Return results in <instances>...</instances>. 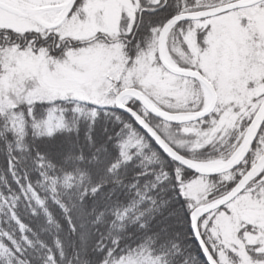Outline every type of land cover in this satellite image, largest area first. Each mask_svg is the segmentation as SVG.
I'll list each match as a JSON object with an SVG mask.
<instances>
[{
	"label": "trees",
	"instance_id": "trees-1",
	"mask_svg": "<svg viewBox=\"0 0 264 264\" xmlns=\"http://www.w3.org/2000/svg\"><path fill=\"white\" fill-rule=\"evenodd\" d=\"M200 1L209 0H168L161 12L144 15L134 36L116 43L128 66L135 65L136 56L149 48L160 23L179 10L198 9L203 5H198ZM189 32L203 41L206 30L192 22L179 25L171 37L177 48H186ZM256 35L252 41L259 43ZM58 40V36L55 42L48 37L44 44L35 31L0 29V75L4 52L23 50L27 45L34 51L36 43H42L49 58L61 60L68 46L59 45ZM74 44L73 49L89 47ZM119 74L116 84L126 82V76ZM169 76L177 82L174 90L180 83L199 88L194 81ZM142 93L163 111L181 113L165 109L150 93ZM240 107L231 106L232 116H237L233 125L214 134L218 108L199 122L173 126L152 119L137 104L131 106L176 152L196 162L228 160L236 152L255 114ZM195 131L198 135L211 132L215 137L203 145ZM263 152L264 124L236 170L204 178L209 182L207 202L230 192ZM196 177L164 156L113 107L67 97L2 107L0 264H206L189 222L193 203L186 186ZM242 197L264 198V167ZM226 207L198 224L201 238L218 264H234V255L214 231V219ZM259 230L243 225L238 236L243 240ZM245 249L252 255L248 246Z\"/></svg>",
	"mask_w": 264,
	"mask_h": 264
},
{
	"label": "rangeland",
	"instance_id": "rangeland-1",
	"mask_svg": "<svg viewBox=\"0 0 264 264\" xmlns=\"http://www.w3.org/2000/svg\"><path fill=\"white\" fill-rule=\"evenodd\" d=\"M68 1L0 0L25 15L21 17L0 9V29L20 33L35 31L41 39L54 34L59 37L58 43L60 39L74 42L93 41L85 50L80 48L81 51L76 53L70 51L68 56L65 55L58 61H53L43 52H35L30 47L5 51L3 73L0 75V108L62 97L74 98L107 108L114 107L115 94L122 90L116 87L120 77L119 72L126 76L128 83L122 88L135 85L134 89L140 91L142 95H144L142 91L150 93L155 100L162 102L165 109L181 112L163 111L157 103L155 104L146 96L154 108L163 113L188 116L207 108L208 95L201 87L191 89L180 83L178 89L174 90L176 80L170 78L156 62V37L149 44V48L142 50L139 56H136L133 60L135 65L130 67L127 64L128 60L121 56V47L112 44L107 46L94 41L98 34L117 36L119 32H122L121 27L125 25H129L130 31L136 18L135 9L139 6L137 1L88 0L84 9V19L66 21L69 11L64 12L63 8ZM149 1L153 5L160 2V0ZM209 1H200L198 5L215 8L233 0ZM203 26L201 23L199 28ZM255 35L259 37V43L252 41ZM185 40L186 52L177 48L171 37L166 39L164 46L170 57L174 55L183 67L196 69L213 84L218 97L214 109L215 111L218 108L217 121L213 127L214 134L221 128L229 129L233 125L237 116L236 114L232 116L231 106L238 105L242 110L252 109L256 112L264 99V5L214 18L206 26L203 41L197 39L194 34L186 36ZM202 45L206 47L204 53L201 51ZM133 104L134 101L130 100L126 105L131 108ZM48 123L51 126V120ZM196 132L198 133V131L193 132L194 135ZM184 134L189 136L190 132L188 134L184 132ZM214 134L206 132L196 135L204 145L210 141V138L215 137ZM241 145L228 160L196 162L186 159L197 165L220 163L222 166L239 153ZM263 154L264 152L260 157ZM262 170L263 168L252 181L261 174ZM196 176L186 186L187 196L191 202H194L193 208L201 207V204L204 206L211 204L229 193L207 202L209 182L204 179L206 177ZM239 196L228 204L224 212L215 217V234L219 237L222 246L234 255V264H264V260L259 261L264 258V207L261 209L258 207V205L264 206V198L250 199L239 198ZM241 225L255 226L260 230L254 235H246L241 240L238 236ZM247 246L252 255L246 251Z\"/></svg>",
	"mask_w": 264,
	"mask_h": 264
},
{
	"label": "water",
	"instance_id": "water-1",
	"mask_svg": "<svg viewBox=\"0 0 264 264\" xmlns=\"http://www.w3.org/2000/svg\"><path fill=\"white\" fill-rule=\"evenodd\" d=\"M264 0H253V1H244L243 3L235 2L225 6H221L215 9L207 10L204 12H197L196 14H181L171 18L166 24L162 27L158 40H157V55L160 61V64L164 67L166 71H168L171 75L179 76L183 78H188L196 81L199 85H201L205 92L208 95V106L203 111L188 115V116H174L163 113L155 108L150 107L143 100V95L137 89H128L122 92L115 94L114 100V109L120 113L128 116L133 123L158 147V149L166 155L170 160L176 163L178 166L190 171L194 175L203 176V177H214L229 173L230 171L235 170L239 167L244 159L247 157L250 149L254 145L257 136L263 126L264 123V99L262 104L259 107L258 112L254 116L253 120L249 128L247 129L246 135L244 137L243 143L239 150V153L235 155L233 159L228 161L226 164L216 167L206 169L197 165L194 162H191L173 150L164 139L141 117L139 116L133 109L128 107L126 104H123V100L127 97L132 98L138 105H140L148 114L154 117L157 120H160L166 124L170 125H185L194 122L201 121L206 119L215 109L217 105V95L215 89L211 85V83L206 80L200 73L196 71H182L175 68L169 67L162 59V48L166 43V37L169 31L173 26L178 23L186 22V21H197L203 20L209 17H215L236 9L249 8L254 6L255 4L261 3ZM71 2H69L70 4ZM67 7V6H66ZM0 9L9 12L11 14L21 16L24 15L17 11L16 9L0 2ZM264 166V154L258 159V161L251 167V169L244 175V177L234 186V188L223 198L205 205L196 208L190 214V230L193 236V239L197 246L200 249L201 255L207 264H216L213 259L211 253L209 252L207 246L203 243L202 238L198 231V223L205 216L225 207L231 201H233L236 197H238L248 185L250 181H252L261 171Z\"/></svg>",
	"mask_w": 264,
	"mask_h": 264
},
{
	"label": "bare ground",
	"instance_id": "bare-ground-1",
	"mask_svg": "<svg viewBox=\"0 0 264 264\" xmlns=\"http://www.w3.org/2000/svg\"><path fill=\"white\" fill-rule=\"evenodd\" d=\"M132 2H138V8H136L135 9V13H136V18H135V22L133 23V25H132V28L130 29V31H129V25L128 26H124L123 28L121 27V31L122 32H119V34H117V36H110V35H103V34H98L95 38H94V41H98V43H101L100 41H102L103 42V44L104 45H116L117 46V41H120V40H124L125 39V41L127 42L130 38H132L133 36H134V34H135V31H136V28L138 27V26H140L143 22H142V20H143V16L144 15H146L147 16V14H152V13H157V12H161L164 8H165V6H166V3H168V0H160V2L157 4V5H153L152 4V2L151 1H149V0H131ZM244 1H247V0H244ZM243 0H233V1H230V2H226V1H224V2H226V3H223V4H220V5H218L217 7H215V8H218V7H221V6H225V5H228V4H231V3H235V2H239V3H243L244 2ZM249 1H253V0H249ZM69 2H71L70 4H69ZM87 2H88V0H69L65 5H64V8H63V10H64V12L65 11H69V14H68V17L66 18V21H70L71 19H76L75 21H77L78 19H84V17H85V7H86V5H87ZM264 4V1H262L261 3H258V4H255L254 6H252V7H249V8H242V9H236V10H233V11H230V12H227V13H224V14H221V15H218V16H215V17H209V18H206V19H203V20H197V21H186V22H181V23H178V24H176L175 26H173L172 28H171V30L169 31V33L167 34V37H166V39H168V38H170V37H173V35H172V32H173V30L176 28V27H178L179 25H181V24H184V23H190V22H192V23H196V26H197V28L199 29V27L201 26V23H202V25H204L203 27H201L202 29H205L206 30V26H208V23L212 20V19H214V18H217V17H221V16H224V15H226V14H229V13H236V12H241V11H245V10H247V9H251V8H257V7H261V6H259V5H261V4ZM67 6V7H66ZM215 8H208L207 6H202V8H199V9H197V7L196 8H194V7H191V8H188V9H186V10H179L176 14H174V16H172V17H170V18H168L167 20H165V21H163L162 22V24L160 23L158 26H159V28H158V32H156V35H155V37H156V40H158V36H159V33H160V31H161V29H162V27L166 24V22H168L171 18H173V17H175V16H178V15H183V14H189V15H192V14H196L197 12H204V11H207V10H211V9H215ZM70 19V20H69ZM29 32H31V31H29ZM196 35L194 32H189L188 34H187V36L188 35ZM54 35V34H53ZM58 35H55V38L57 37ZM51 39V35H49V40ZM44 40L45 39H43V43H44ZM74 43H77V44H80V45H83V44H92L93 43V41L91 40V41H86V42H74V41H68L67 39H60V41H59V45L60 44H65V45H67L68 46V48H67V50H66V56H68V54H70V51L72 52V53H76V52H78V51H81L80 50V48H78V49H73V45H75ZM44 44H48V43H44ZM97 45H99V46H101L100 44H97ZM27 47H30V46H26V48ZM118 47H120V46H118ZM202 48H201V51H202V53H204V52H206V47H205V45L203 46H201ZM31 48V47H30ZM32 49V48H31ZM184 52H186V50H187V45H186V48L185 49H182ZM34 51L35 52H39V51H41V52H43L44 54H46L47 55V53H46V50H45V48L43 47V45H42V43H36V47L34 48ZM55 51H58V46L56 47V49H55ZM157 52V51H156ZM157 54V53H156ZM65 56V55H64ZM171 57H172V59H171ZM171 57L169 56V54H168V52L166 51V48H165V46H163V48H162V59H163V61L169 66V67H171V68H175V69H178V70H182V71H196V72H198V73H200L201 75H202V73L201 72H199V71H197L196 69H193V68H189V67H183L181 64V62L179 61V59L178 58H176L174 55H171ZM185 57H187L186 55H185ZM47 58H49L48 56H47ZM156 62H158V64L160 65V67L161 68H163V70H164V72L165 73H167V74H169V75H171L168 71H166L165 69H164V67L160 64V61H159V58H158V55H156ZM3 62L5 63V59L3 60ZM177 65H176V64ZM172 76V75H171ZM204 78H205V76L204 75H202ZM176 77H178V78H182V79H186V80H191V79H188V78H183V77H179V76H176ZM191 81H194V80H191ZM194 82H196V81H194ZM197 83V82H196ZM117 85H118V87L119 88H121L122 90H120L119 92H122V91H124V90H128V89H134L133 87L131 88V86H130V88H122L123 86H126V85H128V83L127 82H125L124 80L122 81H120V82H118L117 84H116V87H117ZM212 86H213V84H211ZM122 86V87H121ZM199 87H201L202 88V90H204L205 91V89L201 86V85H199ZM213 88H214V86H213ZM118 89V88H117ZM215 89V88H214ZM118 92V93H119ZM216 92V91H215ZM117 94V93H116ZM216 95H217V93H216ZM208 98V97H207ZM218 98V97H217ZM134 101L132 98H130V97H127V98H125L124 100H123V104H127L129 101ZM143 100L145 101V103H147V105H149L150 107H152V108H154V105L151 103V101L146 97V96H144L143 95ZM218 100V99H217ZM208 101H209V99H208ZM134 104H137L135 101H134ZM138 105V104H137ZM99 106V105H98ZM138 106H140V105H138ZM141 107V106H140ZM142 108V107H141ZM132 109V108H131ZM143 109V108H142ZM144 110V109H143ZM258 110H259V108L256 110V112H255V114H254V116L256 115V113L258 112ZM135 111V110H134ZM139 116H141L137 111H135ZM144 112L149 116V117H151L152 119H154V120H156V121H159V122H162V121H160V120H157V119H155L154 117H152L150 114H148L145 110H144ZM123 114V113H122ZM125 115V114H124ZM254 116H253V118H254ZM128 117V116H127ZM142 117V116H141ZM129 118V117H128ZM143 118V117H142ZM130 119V118H129ZM144 119V118H143ZM131 120V119H130ZM145 121H146V119H144ZM132 121V120H131ZM133 122V121H132ZM147 122V121H146ZM148 123V122H147ZM162 123H164V122H162ZM134 124V123H133ZM149 124V123H148ZM251 124V123H250ZM135 125V124H134ZM150 125V124H149ZM170 125V124H169ZM186 125V124H185ZM136 126V125H135ZM151 126V125H150ZM174 126V125H173ZM178 126H180V125H178ZM152 127V126H151ZM136 128L139 130V131H141L137 126H136ZM153 128V127H152ZM154 129V128H153ZM155 130V129H154ZM156 131V130H155ZM142 132V131H141ZM157 132V131H156ZM143 133V132H142ZM158 133V132H157ZM144 134V133H143ZM159 134V133H158ZM145 135V134H144ZM146 136V135H145ZM147 137V136H146ZM148 138V137H147ZM149 139V138H148ZM150 140V139H149ZM151 141V140H150ZM152 142V141H151ZM153 143V142H152ZM156 146V145H155ZM157 147V146H156ZM157 149H158V147H157ZM159 150V149H158ZM160 151V150H159ZM161 152V151H160ZM162 153V152H161ZM163 154V153H162ZM164 156H166L165 154H163ZM168 158V157H167ZM172 161V160H171ZM173 162V161H172ZM174 163V162H173ZM176 164V163H175ZM177 165V164H176ZM200 165V164H199ZM201 167H203V168H206V169H210V168H216V167H219V166H221V164L220 163H211V164H201L200 165ZM178 167H180V166H178ZM180 168H182V167H180ZM182 169H184V168H182ZM185 171H187L186 169H184ZM187 172H189V173H191L190 171H187ZM191 174H193V173H191ZM194 175V174H193ZM244 192V191H243ZM242 192V193H243ZM241 193V194H242ZM186 195H187V193H186ZM192 203H194V202H192ZM191 203V204H192ZM200 206H204V205H200ZM226 207V206H225ZM196 208H198V207H194L193 209H192V211L193 210H195ZM191 211V212H192ZM191 212H190V214H191ZM190 214H189V217H190ZM189 222H190V220H189ZM242 226L243 225H241V227L240 228H242ZM246 226H249V225H246ZM194 240V239H193ZM202 241H203V239H202ZM194 243H195V241H194ZM203 243H204V241H203ZM205 244V243H204ZM195 245L197 246V244L195 243ZM206 245V244H205ZM197 248H198V250H199V252H200V249H199V247L197 246ZM209 250V249H208ZM210 252V251H209ZM201 253V252H200ZM212 255V254H211ZM213 257V256H212ZM203 258V257H202ZM213 259H214V257H213ZM204 260V259H203ZM215 260V259H214ZM204 262L206 263V261L204 260ZM215 262H216V264H218V262L215 260ZM207 264V263H206ZM227 264V263H226Z\"/></svg>",
	"mask_w": 264,
	"mask_h": 264
},
{
	"label": "flooded vegetation",
	"instance_id": "flooded-vegetation-1",
	"mask_svg": "<svg viewBox=\"0 0 264 264\" xmlns=\"http://www.w3.org/2000/svg\"><path fill=\"white\" fill-rule=\"evenodd\" d=\"M51 40H52V42L54 41H56V38H55V35H53V34H51ZM44 43H48V41H44Z\"/></svg>",
	"mask_w": 264,
	"mask_h": 264
}]
</instances>
